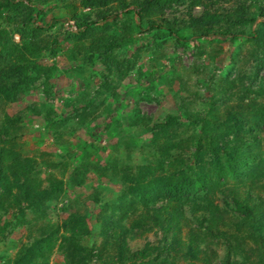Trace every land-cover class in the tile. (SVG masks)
I'll use <instances>...</instances> for the list:
<instances>
[{"label":"rangeland","instance_id":"rangeland-1","mask_svg":"<svg viewBox=\"0 0 264 264\" xmlns=\"http://www.w3.org/2000/svg\"><path fill=\"white\" fill-rule=\"evenodd\" d=\"M14 1L25 4L24 14L32 9L34 23L22 32L39 33L41 48L22 62L33 81L10 99L0 94V147L35 162L39 174L30 197L49 188L52 176L64 189L41 207L18 204L5 186L13 175L4 173L0 264H67L64 237L72 216H85L91 232L83 242L99 246L101 212L111 213L124 194L122 182L141 176L142 168L153 178L178 167L206 177L207 186L182 198L183 219L170 230L167 220L143 221L169 198L135 204L126 225L139 221L142 233L126 243L131 252L149 251L137 263L264 264V250L250 232L255 223L236 203L255 206L258 214L264 208V0H161L145 12L142 0ZM252 16L256 20L246 23ZM15 27L0 15V31L12 38L6 49L0 42V52L6 51L0 65L7 70V49L28 39ZM258 32L261 46L250 38ZM32 62L41 66L38 72ZM213 140L239 144L236 154L248 159L239 176L232 162L219 161ZM113 157L117 171L107 165ZM84 165L92 168L88 177ZM115 172L118 180H112ZM197 204L203 207L195 212ZM51 235L52 248L31 258V247ZM99 261L90 263L118 264Z\"/></svg>","mask_w":264,"mask_h":264},{"label":"trees","instance_id":"trees-1","mask_svg":"<svg viewBox=\"0 0 264 264\" xmlns=\"http://www.w3.org/2000/svg\"><path fill=\"white\" fill-rule=\"evenodd\" d=\"M159 1L161 0H142L138 1V3H140L141 12H145L153 3ZM24 7L25 4H23L22 2H16L14 0H0V13L2 14V16L5 17V20L7 22L15 24V29L19 32L21 31V34H23L24 37L28 38L25 40L23 47L19 48L15 46V48H13L11 52L7 49V53H10L7 63L11 62V69L7 70L5 67L6 65H0V75H2L3 78L2 81H0V94L6 96V99H10V97H12V95L16 92L20 91L22 87L25 86V84H28L33 81V79L27 76L28 70L26 66L22 64V62L27 58L28 53H34L36 50L41 48V38L39 33L31 34L29 33V29L27 32H22L23 26L27 28V26L31 24V22L34 23L32 13L30 12L32 11V9H30L27 14H24ZM33 10L38 9L35 8ZM262 13L264 15V9L262 10ZM207 19L210 20V16H208ZM203 20L206 19L203 18ZM255 20V16H252L246 19L245 22L253 23ZM205 34L207 33H202V35ZM7 35V33L0 31V42L1 40L3 43L7 40L11 41L12 38ZM72 35L73 33H71L70 35L71 38L73 37ZM250 38L253 39V42L258 46H261L263 43L262 34L259 32L255 35L252 34ZM120 42L122 41H115L114 44H120ZM7 47L8 45L6 42V46L4 47V49H6ZM3 50L0 52V59H2V57H6V51ZM55 54L56 51H54V55ZM32 63L33 64L30 65L31 68L34 69V71L38 72V69H40L41 66L37 65V63L35 62ZM49 69L50 72H53L55 70L54 67ZM86 103V107H88L90 101H86ZM94 110L95 108L89 111L88 115L83 117L81 120L83 121L84 118H88L90 115H92ZM82 121L80 123H82ZM211 145L215 153L220 154V156L218 157L219 161L220 157L224 156L227 160L232 162V170L236 175L239 176V173L242 172V166H245L248 163V159L244 157L242 158L241 155H239L241 157L239 158L238 154H236V149H238L239 144L228 141H223L222 143H215V141L213 140ZM118 160V158L114 157L107 160L109 170L117 171ZM84 166L86 170L84 173H81H83V176L87 175L88 177V172L91 171L92 168L86 167V165ZM192 166L193 165H190L189 169H191ZM35 167V162H29V159L23 158L20 152L14 151L13 149L0 147V179L4 178V173L11 172L14 181L5 183V186L8 188L7 196H13V198L15 196V201L18 204L22 201H25L29 205L34 204L38 207H41L42 201H50L51 199L58 196L59 191H62L64 189L63 180L55 179L52 176V184L49 188L43 189L42 191H38L36 197H30L29 191L30 189L34 188L33 181L37 178V175L39 174V172L34 171ZM93 170L95 173L96 170ZM140 171L141 172L139 174L142 175L138 177H133V181L131 180L129 184L127 182H122L124 194L121 197H118L115 201H113L114 207H112L110 211L111 213L107 215V211L103 210L101 212V214H103V217L105 215L106 218H102L103 228L101 230V234L104 239L99 246H90L83 242L85 234H89L91 232L86 224L85 216L79 218L78 215H74L69 219L68 226H70L71 232L69 235H65L64 237L66 250L65 258L67 264H91L90 262L93 257H97L98 260H100V263L117 262L118 264H138L136 260L140 257L146 256L149 251L146 248L131 252L128 249V245L126 243L129 235L134 236L142 233V230L140 228L142 224H140L139 221L133 222L132 227L126 225V221L130 218V216L134 214V211L138 208V205L136 206L135 204L139 203L140 199H143V202H147L148 204V200L150 199L155 200L158 198H169L171 200V203L165 205L162 208H155L152 214H145L143 221L148 222L150 220H153L156 224H162L164 220H167V229L170 230L180 225L183 219V215L181 214L182 205L180 204L182 198L186 195L198 191L202 187L207 186L205 179L206 177L200 175L191 177L186 170L183 171L179 169V167L172 174L170 173L165 175L153 176V178L146 177L149 175V171H144V168H142ZM119 175V172L113 173L112 180H118ZM87 177H85L84 180H86ZM28 185L29 188L27 187ZM14 188H16L18 191H15L17 192L15 194H13ZM131 194H133V197L130 198L129 196ZM236 203L238 206L242 207L246 215V220L253 219L252 222H254L255 225L253 231L250 230V232L253 235V239L255 238V235L257 236V238H255L254 240L257 243L258 248L264 250V233L262 232V229L264 227V208H262L261 214H258L259 209L256 210L254 208L255 206L245 205L238 200L236 201ZM108 206L109 205H107V207ZM202 207L203 205H195V212ZM240 224L243 225L246 223L243 221ZM143 226L145 227V225ZM137 228H139V230ZM208 228H210V225H208ZM173 234L177 235L178 231H174ZM167 236L166 239H168L169 237ZM197 236L198 234L192 233V238ZM53 239L54 236L51 235L50 237H46V239L44 238V240H40L36 243L35 246L31 247V249L29 250L31 258H33V256L35 257V255H44V252H48L53 246ZM44 245L47 246L44 247ZM173 245V248L176 249L181 244L179 240H177L173 242ZM177 251L180 250L177 249ZM181 251L184 252V249H181ZM259 254L262 257L263 251ZM260 261L264 262V256L260 258ZM139 264L171 263L168 259L163 258L157 263L153 261L149 263L141 261V263ZM234 264H237V262H234Z\"/></svg>","mask_w":264,"mask_h":264}]
</instances>
